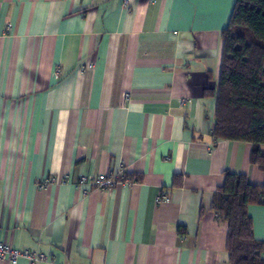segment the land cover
<instances>
[{"label":"crops","instance_id":"0c3cea01","mask_svg":"<svg viewBox=\"0 0 264 264\" xmlns=\"http://www.w3.org/2000/svg\"><path fill=\"white\" fill-rule=\"evenodd\" d=\"M235 3L0 0V241L37 264H229L212 195L225 171L264 184L250 142L211 133ZM103 173L125 181L80 183ZM247 212L264 241V202Z\"/></svg>","mask_w":264,"mask_h":264},{"label":"trees","instance_id":"16d2710c","mask_svg":"<svg viewBox=\"0 0 264 264\" xmlns=\"http://www.w3.org/2000/svg\"><path fill=\"white\" fill-rule=\"evenodd\" d=\"M212 91H207L211 94ZM211 133L217 139L252 144L250 161L264 174V0H236L222 31V57ZM264 202V184L224 172L210 209L226 222L229 264H264V241L255 239L250 204ZM184 232V227L179 228Z\"/></svg>","mask_w":264,"mask_h":264},{"label":"built area","instance_id":"2783aa9c","mask_svg":"<svg viewBox=\"0 0 264 264\" xmlns=\"http://www.w3.org/2000/svg\"><path fill=\"white\" fill-rule=\"evenodd\" d=\"M51 181L52 179L50 177H46L43 179L42 185H45ZM124 181L125 180L116 173L99 174L97 177L90 180L86 177L80 178V183L96 186L101 189H110L114 185ZM168 199V195L163 192H160L156 197L158 202L166 201ZM46 258V255L38 249L16 248L12 247L8 243L0 241V260L7 261L10 264H17L20 259L26 260L29 264H37L39 262L45 261Z\"/></svg>","mask_w":264,"mask_h":264}]
</instances>
